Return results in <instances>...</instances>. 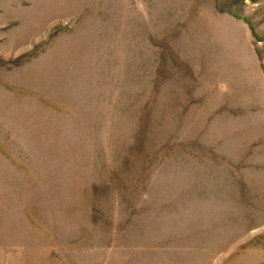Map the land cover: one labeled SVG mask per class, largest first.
<instances>
[{
  "label": "rangeland",
  "instance_id": "1",
  "mask_svg": "<svg viewBox=\"0 0 264 264\" xmlns=\"http://www.w3.org/2000/svg\"><path fill=\"white\" fill-rule=\"evenodd\" d=\"M0 264H264V0H0Z\"/></svg>",
  "mask_w": 264,
  "mask_h": 264
}]
</instances>
